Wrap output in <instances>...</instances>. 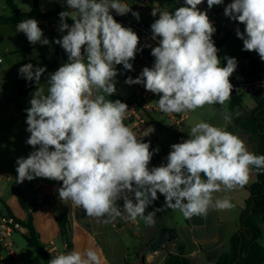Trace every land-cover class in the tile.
Listing matches in <instances>:
<instances>
[{"label":"clouds","instance_id":"9594fccd","mask_svg":"<svg viewBox=\"0 0 264 264\" xmlns=\"http://www.w3.org/2000/svg\"><path fill=\"white\" fill-rule=\"evenodd\" d=\"M67 10L59 13L55 40L68 55V62L46 83L41 77L46 67L31 63L19 68L20 75L34 82L30 107L26 111V143L35 149L27 158L16 160L18 183L45 178L62 182L59 199L82 208L88 217L106 222L122 215L144 220L151 226L159 208L146 210L158 199L179 210L185 218L207 216L209 209L229 210L234 205L227 197L215 198L222 190L232 191L248 184L253 169L264 170V155L250 152L244 141L224 127L198 122L190 128L188 139L171 145L167 163L149 168L154 155L143 137L154 133L151 126L136 133L125 125L128 105L119 99H106L116 92V65L133 70L139 37L130 27L117 22L118 15L131 12L121 0H63ZM204 0H184L174 12L153 7L156 19L151 24L155 58L151 68L128 77L126 84H142L158 95L163 113L187 114L205 105H223L231 96L230 77L237 68L234 57L225 56L221 66L219 49L212 39L216 32L206 11L198 9ZM224 0H207L208 9ZM132 15L139 20L138 12ZM224 15L244 25L235 34L244 51L256 52L264 61V0H232ZM71 19L69 25L67 21ZM35 45L49 40L36 19H25L16 26ZM223 118L231 122L230 114ZM156 152L159 151L157 148ZM48 264H98L95 251L72 250L53 257Z\"/></svg>","mask_w":264,"mask_h":264},{"label":"crops","instance_id":"0c3cea01","mask_svg":"<svg viewBox=\"0 0 264 264\" xmlns=\"http://www.w3.org/2000/svg\"><path fill=\"white\" fill-rule=\"evenodd\" d=\"M137 1L138 0H127L133 11L139 13L141 19L147 26H151V24L156 19H158V15L154 17L151 14L153 7H158L164 11L174 9L173 6L168 7L165 4L164 0H144V3H146V5H149V9L144 10L143 8L136 7L138 4ZM205 1L207 2V0ZM37 2L39 6V1L37 0ZM57 4L66 6L62 5L61 2L55 3V5ZM55 5L48 10L53 9ZM39 10L41 12L48 11L41 10L40 8ZM47 20L48 21L46 22V24L39 23V27L42 29L47 28L49 30L51 40L54 44V41L57 40V30L60 24L58 19L56 18ZM17 24L18 23L10 25ZM227 33H230L229 30L227 31ZM136 34L139 35V43L144 46L149 45V42L142 34L137 32ZM56 45L57 44L53 46L54 49ZM5 50H7L8 52L11 51V49L8 48H5ZM13 50L14 52L21 51V49L18 48H15ZM44 60L45 59H43V61ZM44 63L47 64L45 61ZM130 63L133 62L130 61ZM50 64L54 65L53 62H51ZM54 66L56 67V65ZM116 69L118 75L115 80L122 77V74L118 70L117 65ZM16 77L22 76L16 75ZM14 95H16L17 100H22L27 97L18 96L15 88ZM137 97L138 91L133 86L132 93L124 98L120 97L119 100L121 102H129ZM156 101L158 100L154 98H152L151 100L152 103L157 104ZM218 106L219 105L216 104V107ZM254 106L255 103H253V106H251L250 108L245 109L249 110ZM181 115L183 114L163 113L158 107V109L155 110L150 117L153 125L158 127V130L156 131V133H153L152 137L154 136V134L160 138L165 137V135L168 136L170 134L169 130L175 128L174 133L172 134H176L177 136L182 138L183 141L188 139V133L190 132V129H186L184 127V121L182 123H178L177 121L178 117ZM13 120L15 121L18 129L22 128L24 124H26V118L23 116V112L20 108L14 113ZM224 122L225 123L222 125V127L227 129L228 122ZM5 129V125L0 128V145L2 144V140L6 138ZM232 133L238 135L244 141L248 150L252 152V149L246 143V140L244 138L246 137V135H240L235 132ZM153 139L154 138L151 139V137L148 139V142H150V151H155L158 148V153L160 154L166 151L168 153L169 151H171L172 144L179 143L176 140L170 138L171 140L168 145L160 144L158 145V147H154V143L157 142V140ZM26 141L27 140H21V142L18 144L17 159L23 157L25 152H28L29 145L26 143ZM14 168L15 166L13 167V170ZM255 178L256 175L253 169L247 185L252 183ZM39 182L48 185L56 181L46 180ZM245 186L242 188L237 187L232 191L222 190L213 194L214 199L224 197L229 198L234 205V207L229 210H215L210 208L207 216L194 215L191 218H185L179 210L172 209L171 213H169V215L167 216V220L163 224V226L175 228L177 230V239L173 240L170 243H167L164 246L163 251L147 256L144 262L140 260V256L138 258L136 257V254L134 255L130 251V246L131 248L134 247V240L131 234V224L122 223L118 217L114 220H111L110 222H106L105 219L88 217L82 208L74 206L70 201L62 202L59 197H51L49 195H45L46 205L40 210L27 212L22 209L16 200L14 191L16 193H19L26 200V202L31 201L34 198L35 194L31 191L28 183L18 184L13 181L0 182V214L4 213L5 206L9 207L17 217L22 219L25 218L27 213H30L32 217L33 227L37 232L38 239L42 245L53 242L56 245L58 251H62L65 244L69 245L71 251H84L86 249H91L95 251L98 256V264H162L166 254L175 253L177 251V248L183 249L184 256L187 258V264H215L218 257L228 250V240L234 233L237 232L239 228V213L241 208L244 206L245 200L249 196V193ZM8 189L11 192H9ZM58 214H65L67 219L68 231L66 241L61 238L59 228L55 220V217ZM242 263L264 264V226L261 229V236L259 240L257 242L251 243L248 246L243 256ZM20 264L22 263L20 262Z\"/></svg>","mask_w":264,"mask_h":264},{"label":"rangeland","instance_id":"374dc122","mask_svg":"<svg viewBox=\"0 0 264 264\" xmlns=\"http://www.w3.org/2000/svg\"><path fill=\"white\" fill-rule=\"evenodd\" d=\"M14 1L16 6L21 11H29L32 9L33 6L32 0H14ZM38 1H39V8L41 10H48L52 8L55 5V3H59V2H61L62 5H66L63 2V0H38ZM230 2H232V0H230ZM137 3H138L136 6L137 8H143L144 10L149 9V5H146V3H144V0H138ZM0 15L3 16L10 15V10L6 7V5H4V0H0ZM36 20L41 24L42 23L46 24V22L48 21L47 19H39V18H37ZM16 26L17 25L0 24V128H2L4 125L6 126L5 129L6 138L2 140V144L0 145V171H3L0 172V176L1 175L11 176L17 181L18 174L15 169L17 167L16 164L17 146L21 142V140L23 141L27 140L30 136V133L26 131L27 124H24L22 128L18 129L15 121L13 120V117H14V113L20 108L21 111L23 112V116L26 118L27 114L25 109L30 107L31 94L36 90V87L30 94L27 95L25 99L17 100L16 95H14L15 77L16 75H20L19 68L22 65L31 63L34 66L46 67V72L41 77V84H44L46 83L48 74L54 73L56 70H58V68L50 64L56 58L54 53H52V51L54 50L53 46H55L56 43L54 41L53 44V41L51 40L49 34V30L47 28L46 29L41 28L44 33V38H47L49 40L48 45H41L39 43L33 45L27 40L24 33L16 31ZM241 29L244 30V26ZM228 30L230 33L223 41L220 48H218L219 49L218 57L221 61L222 67L226 66L227 63V61L224 59L225 56L234 57L236 59H238L240 56V49L237 44L236 38L234 36L235 29L232 27H228ZM222 33L226 35L227 31L222 30ZM223 36L217 34V41H220L223 38ZM57 39H58V30H57ZM5 48L11 49V51L8 52L7 50H5ZM15 48L21 49V51L14 52L13 49ZM251 55L256 56L258 54L254 51H251ZM43 59H45L44 61L47 64L44 63ZM262 66L264 67V63L262 64ZM115 87H116V92L110 97L106 96V99L115 101L120 97L124 98L130 95L133 91V85L126 84L122 77L115 80ZM153 98L158 100L159 96L154 95ZM242 103L244 108H250L251 106H253L254 101L250 96L243 95ZM216 104H218L219 106L216 107ZM216 104L205 105L203 108H198L195 111L187 113L184 118V124H183L184 127L186 129H190L196 123L201 121L210 123L213 126L222 127V125L225 123L223 114L225 112L228 113L227 110L228 103L225 102L223 105L219 103ZM232 116L233 115L230 114L231 118H233ZM154 129L156 132L158 130V127L156 126ZM174 130L175 128L170 129L169 130L170 134L168 136L165 135V137L162 138L157 137L155 134L153 137L151 136V139L154 138L155 140H157V142L153 141L155 142L154 147H158V145L160 144L168 145L171 140L170 136L172 135V133H174ZM244 138L246 140V143L250 146V148L253 151L254 144L249 141L248 135H246V137ZM34 150L35 149H33V147L29 145V150L28 152L24 153L23 157L27 158V156ZM14 166L15 168L13 170ZM46 180L49 179L36 178L32 181L39 182ZM14 193L15 195L19 194L16 193L15 191ZM167 216L157 217L155 219V223L151 226L146 225L144 221L142 222V224H137L136 226L131 225V234L134 240V244H133L134 247L131 248L130 246V251L132 254L134 255L136 254V257L139 258L141 253L140 249L154 238L155 235L154 226L163 225L167 220ZM13 240L18 248L19 260L22 264H48L47 261L44 259V257L36 253L33 249L26 246L25 239L23 237H21L20 235H14Z\"/></svg>","mask_w":264,"mask_h":264},{"label":"trees","instance_id":"16d2710c","mask_svg":"<svg viewBox=\"0 0 264 264\" xmlns=\"http://www.w3.org/2000/svg\"><path fill=\"white\" fill-rule=\"evenodd\" d=\"M4 2L6 7L10 10L11 14L9 16L0 15V24L3 25L16 24L21 22L22 20L31 18H56L58 19L60 24L59 13L61 11L67 10V6H61L57 4L53 9L48 10L46 12H41L39 10L37 0H33L32 9L30 11L24 12L20 11L17 8L14 3V0H4ZM164 2L168 7H174L173 10H169L170 12H174L175 9L181 6H185L184 0H164ZM67 23L71 25V19H69ZM240 30L243 32L242 29ZM228 34L229 33L224 35L220 41H217V34L212 37L217 48H220ZM234 36L239 46L241 56L244 59L248 60V66L246 68H236L234 74H238L240 76L252 79H264V67L260 63L256 62V60L251 55V51L243 50V41L237 38L235 33ZM138 47L142 49L138 52H142L148 57H153L151 55V51L146 46L139 43ZM53 53L56 57L53 61V64L56 65L57 68H59L64 63L68 62V58L65 56V51L63 50V48L61 49V56L58 54V44L56 45ZM117 68L121 72L124 81L128 77H132L133 79H135V75L132 70H125L123 68V65H117ZM33 90V82L26 81L23 77L15 78V91L18 96H27ZM251 98L253 99L255 106L252 109L248 110L245 109L243 106L242 96H236L231 94L230 98L227 100V110L228 113L233 115V118L231 119V122L227 124V130L238 134L248 135L249 141L254 144V149L252 152L257 155H264V96L253 95L251 96ZM155 127L156 126H154L153 128ZM170 138L176 140L177 142L183 141V139L177 136L176 134H172ZM146 140H144L143 142H146ZM153 152L154 155L149 164V168L157 167L161 164L167 163V161L161 160V157L165 155L167 151L162 152L161 154L156 151ZM254 171L256 175L255 180L249 185L245 186L249 193V196L245 200L244 206L241 208L239 213V228L237 232L229 238L228 250L218 257L215 264H243V256L248 246L251 243L257 242L261 236V229L264 226V170L258 171L254 169ZM157 195L158 199L154 201L153 204L150 205L145 212V215H147L148 211H152L154 208H159V210L156 211L154 220L159 216H167L172 211L171 208H168L164 205L165 198L159 193ZM16 196L18 199L19 206L26 211L28 209V203L20 194H16ZM121 206H123V201L121 202ZM3 214L16 217L14 212L7 206H5ZM55 220L57 222L61 238L66 241L68 229L65 214H58L55 217ZM137 220L138 224H142V222L144 221L139 217L137 218ZM20 222L27 228L28 231L27 235L23 237L25 239L26 246L33 249L36 253L44 257V259L48 263L51 258L42 249L43 245L40 243L37 232L33 227L31 214L27 213L25 218ZM154 227V238L150 242L145 244L140 249V252L146 245H148L155 239L158 230L163 227V225H156ZM67 246L69 247L68 244ZM162 264H187V258L184 256L183 249L177 248V251L175 253H167Z\"/></svg>","mask_w":264,"mask_h":264},{"label":"built area","instance_id":"2783aa9c","mask_svg":"<svg viewBox=\"0 0 264 264\" xmlns=\"http://www.w3.org/2000/svg\"><path fill=\"white\" fill-rule=\"evenodd\" d=\"M121 2L128 4L127 0H121ZM228 3H231L230 0H224V3L222 5H216L215 7L208 9L207 2L204 0L202 4L197 6L199 10L207 12L210 21L216 29V32L214 34H220L221 36H223L224 34L222 33V30L228 31V27H232L236 30L237 28L241 29L244 26L243 24L233 21L224 15V8ZM131 10V12L123 16L118 15L115 10H111L110 14L113 15L116 21L121 22L125 27H130L133 31L142 34L149 42V45L146 47L151 51L152 47L158 46V39H152L151 27L147 26L143 22L141 17L139 18V20H137L132 15V12H134L132 7ZM65 56L68 58L66 52ZM252 57L256 60V62L260 64L264 63V61L260 59L259 55H252ZM236 60L238 62L237 68H246L248 66V60L244 59L241 54ZM154 61V57H148L142 52H137L135 59L132 61L133 73L135 75V78L140 75L143 68H151L154 64ZM229 79L231 84L233 85V95H247L250 97L253 95L264 96V79H252L234 73ZM133 86L138 91V97L129 102H124L128 105L129 109L125 115L124 123L126 126L131 128L138 137H140L143 130H145L149 126L154 127L150 117L153 112L158 109V105L151 102L155 94L147 91L142 84H133ZM185 116L186 114L179 116L177 119L178 123H182ZM152 135L153 133L147 137H143L142 141L146 139L148 140ZM169 152L161 157L162 161H167L166 157ZM0 181H13L18 183V181H16L14 178L7 175H1ZM24 183H28L31 191L35 194L34 199L27 202V212L36 211L43 208L46 205L45 195H49L51 197H59L58 189L62 186V182L58 181L46 185L37 181L25 180L23 183L18 184ZM16 200L18 202L17 196ZM121 202L122 200L118 201V204L120 205V211L122 213V215L118 217L119 220L122 223H129L133 226H136L138 224L137 222H132L127 219V216L121 206ZM21 220L23 219L17 216L15 217L7 214L0 215V264H20L18 248L13 240V236L20 235L21 237H24L27 235V228L22 225V223L20 222ZM42 249L51 259L61 253H67L71 251V248H69L67 244H65L62 251H58L56 245L53 242L44 244L42 246Z\"/></svg>","mask_w":264,"mask_h":264},{"label":"water","instance_id":"95a60500","mask_svg":"<svg viewBox=\"0 0 264 264\" xmlns=\"http://www.w3.org/2000/svg\"><path fill=\"white\" fill-rule=\"evenodd\" d=\"M63 35H66V31L63 32L59 31L58 28V39H61ZM61 49L62 47L58 45V54L60 56H61ZM175 239H177V230L175 228L167 227V226L161 227L158 230L155 239L141 250L140 260L144 262L147 256H150L153 253H158L163 251L164 246Z\"/></svg>","mask_w":264,"mask_h":264}]
</instances>
